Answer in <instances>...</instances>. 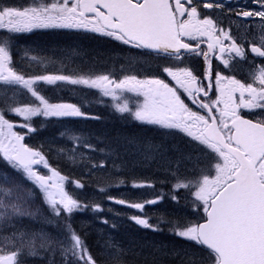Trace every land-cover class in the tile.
<instances>
[{
    "label": "snow or ice",
    "instance_id": "6c2138e0",
    "mask_svg": "<svg viewBox=\"0 0 264 264\" xmlns=\"http://www.w3.org/2000/svg\"><path fill=\"white\" fill-rule=\"evenodd\" d=\"M252 2L258 4L259 9H243L236 15L259 17L264 22V0ZM201 3L205 9L224 7L223 0H55L48 4L36 0L32 6L23 9L0 7V30L5 33L0 35V91L13 90L11 102L6 101L5 107L0 108V157L39 189L50 214L43 216L44 223L61 228L56 237H50L43 230L29 233L16 228L12 222L14 219H36L43 215V209L31 207L32 189L25 198L19 193V184L5 187L4 184L9 183L8 175L0 174L4 180V184H0V264H21L19 258L25 250L27 255H38L37 239L39 248L53 256L59 248L63 264H98L73 227L72 216L89 209L101 212L103 207L100 203H85L67 191L68 177L53 168L43 152L24 143L25 136L36 131L31 123L33 117L99 118L90 117L77 104L52 102L43 94L42 84L57 85L58 82L61 86L98 90L101 96L119 101L114 105L117 112L129 113L142 124L167 130L166 134L182 133L190 138V142L197 146L198 154L182 156L172 162L175 167L170 165L169 170L176 181L173 189L192 191L195 201L203 206L206 220L178 224L172 230L204 250L206 256L202 259L211 264H264V65L255 67L251 83L214 71L210 56H215L229 70L231 60L247 57L244 45L237 43L230 29H225L208 14L202 18L198 11ZM50 28L83 29L176 61L175 65L163 69L174 86L159 78L141 80L135 75L117 80L108 73H54L26 77L13 66V36ZM201 44L207 45L206 50ZM249 48L254 56L264 58V34L259 43L250 41ZM25 55L37 64L45 62L42 57ZM191 55L203 57L207 66L203 78L185 63ZM213 90L216 95L210 98ZM125 92L143 96V103L135 110L131 109L127 99H122ZM18 95L25 96L27 103H21ZM183 96L201 111H194L182 99ZM242 109L249 113L261 111L257 113L258 118H247ZM9 112L23 122L10 121L6 118ZM15 128L27 131L18 132ZM60 135L64 137L66 133ZM67 139L69 145L58 148L61 158L73 165L86 161L92 168L105 167L103 160L95 162L88 155L97 148L84 137L68 133ZM151 148L149 145L141 153L146 159L150 158ZM137 150H140L139 146ZM205 150L214 154L211 157L215 160L214 175L212 168L201 167V157L208 155ZM185 161L191 165L193 173L199 172L198 179H189L181 173ZM36 166L47 169L49 174H42ZM72 183L76 188L84 187L79 180ZM132 186L153 185L133 182ZM98 190L105 192L106 188L99 186ZM107 198L140 213L144 212L146 205L163 199L161 196L130 202L111 196ZM130 219L143 228L160 230L159 225L149 223L146 215H132ZM102 222L108 223L106 219ZM8 229H12L11 233L4 235ZM49 264H53L51 259Z\"/></svg>",
    "mask_w": 264,
    "mask_h": 264
},
{
    "label": "trees",
    "instance_id": "16d2710c",
    "mask_svg": "<svg viewBox=\"0 0 264 264\" xmlns=\"http://www.w3.org/2000/svg\"><path fill=\"white\" fill-rule=\"evenodd\" d=\"M63 41L62 38L51 41L49 48L63 49V45H66L61 43ZM90 44H85L84 48L81 45L69 46L68 50L75 52L76 49L79 48L80 51L82 48L85 53L93 55L95 50ZM73 54L76 56V53ZM56 88L59 94H55L54 97L60 99L57 102H69L79 106V87ZM6 101L2 102V108L5 107ZM89 101V108L84 107L83 112L90 117H99L98 119L33 117L31 123L36 131L25 136V143L43 152L49 164L68 177L67 191L85 203H100L103 207L104 210L101 212L89 209L73 213L72 216L73 227L98 264H211L210 261L202 259L206 256L204 250L177 236L172 230L178 224H196L203 217V206L195 201L192 191L173 189L176 181L169 170L170 165L172 168L175 167L172 162L182 156L198 154L195 143L190 142V138L182 133L166 134L167 130L142 124L131 115L121 116L110 103L97 105L90 99ZM20 102L27 103V98L21 95ZM13 115L9 112L6 118L14 123L23 122L20 117L16 119ZM62 132L66 133L64 137L60 135ZM68 133L81 135L92 143L97 151L89 152L88 155L95 162L103 160L105 167L92 168L86 161L73 165L61 158L58 148L69 145ZM149 145L152 146L149 151L150 158L146 159L141 153ZM100 149L104 151H99ZM201 160V167L212 166L207 156L201 157ZM2 173H7L9 183L4 184L3 176L0 175V184H4L5 187L19 184V193L25 198L28 196V190L32 189L34 195L30 200L31 207L43 209V215L37 216L36 219L28 217L14 219L12 222L16 228L29 233L43 230L50 237L60 234V226L44 223L43 216L50 214L47 206L43 204L39 189L30 181L23 179L20 173L10 168L0 157V174ZM181 173L187 175L189 179L199 178V172L193 173L191 165L186 161L181 167ZM73 180H79L84 187L76 188ZM133 182L150 183L153 186L133 187ZM99 186L105 187L106 191L100 192ZM187 194L191 197H186ZM109 196L130 202H141L161 196L163 199H160L156 207L150 205L140 213L125 205L114 203L107 198ZM173 196H178V199L170 203ZM132 215H146L149 223L159 225L160 230L153 231L137 225L130 219ZM105 219L108 221L107 224L102 222ZM11 231L12 229H8L3 234L9 235ZM39 243L37 239L39 254L27 255L25 250V254L19 258L21 264H49L50 259L53 264H63L59 248L53 256L51 252L40 249Z\"/></svg>",
    "mask_w": 264,
    "mask_h": 264
},
{
    "label": "flooded vegetation",
    "instance_id": "af4514ba",
    "mask_svg": "<svg viewBox=\"0 0 264 264\" xmlns=\"http://www.w3.org/2000/svg\"><path fill=\"white\" fill-rule=\"evenodd\" d=\"M36 0H0V7H17L23 9L26 6H32ZM41 3H52L55 0H40ZM224 7L205 9L201 7L198 11L201 12L203 18L204 14H208L214 20H217L225 29H230L231 35H233L237 43L243 44L247 59H240L236 57L230 61V70L225 69L215 56H210L211 67L214 71H222L225 75L234 76L241 82L251 83V73L255 67L264 65V58L254 56L249 48V42H260V37L264 34V22H261L259 17H242L236 15L237 11L243 9H259V5L252 2V0H223ZM229 8L232 11H229ZM52 29H64V28H50V29H34L29 33L14 34L11 41V54L13 66L17 71L20 68L24 70H32L35 68L34 64H29L30 60L25 55H29L30 52L36 48L43 51L41 55L44 60L53 56L54 49L49 48L50 30ZM79 30V29H77ZM83 30V29H80ZM4 30H0V35H3ZM92 46L94 48L93 55L87 54L79 49V67L80 70L89 69L95 74H99L101 71H115L124 70L130 71V68H137L138 65H143L146 61L152 62L156 67L160 68L163 80L169 83L170 86H174V82L163 71L166 66H173L177 62L172 61L162 55H154L142 49H136L129 45H125L119 41H116L110 37L102 36L98 33L94 36ZM203 39V38H202ZM191 43L195 44V41ZM227 43V42H225ZM79 45L85 47L84 40L79 41ZM201 48L206 50L207 45L201 44ZM97 52V53H96ZM219 55V53H216ZM40 57V56H39ZM185 63L191 67L195 73L203 78L206 70V64L202 56L191 55L186 58ZM206 83V81H205ZM216 95L215 90L210 94V98H214ZM182 99L185 100L194 111H201L195 105L191 104L186 96ZM261 110H256L254 113H249L246 110H241L242 114L247 118H258L257 113ZM202 114H204L202 112Z\"/></svg>",
    "mask_w": 264,
    "mask_h": 264
},
{
    "label": "rangeland",
    "instance_id": "374dc122",
    "mask_svg": "<svg viewBox=\"0 0 264 264\" xmlns=\"http://www.w3.org/2000/svg\"><path fill=\"white\" fill-rule=\"evenodd\" d=\"M70 56H71V54H69ZM71 57H75V58H78V56H75V55H73V56H71ZM132 93V92H131ZM133 95H135V96H139V95H137L136 93L135 94H133ZM143 97V96H142ZM210 152V151H209ZM211 155L212 156H214V154H212L211 153ZM37 168H38V170L42 173V174H48V173H44L43 171L45 170L42 166H36ZM213 169V172H212V174L214 175V167L212 168ZM192 210H193V208H192Z\"/></svg>",
    "mask_w": 264,
    "mask_h": 264
},
{
    "label": "water",
    "instance_id": "95a60500",
    "mask_svg": "<svg viewBox=\"0 0 264 264\" xmlns=\"http://www.w3.org/2000/svg\"><path fill=\"white\" fill-rule=\"evenodd\" d=\"M205 220H206V216H205Z\"/></svg>",
    "mask_w": 264,
    "mask_h": 264
},
{
    "label": "bare ground",
    "instance_id": "6f19581e",
    "mask_svg": "<svg viewBox=\"0 0 264 264\" xmlns=\"http://www.w3.org/2000/svg\"><path fill=\"white\" fill-rule=\"evenodd\" d=\"M124 264V263H123Z\"/></svg>",
    "mask_w": 264,
    "mask_h": 264
}]
</instances>
